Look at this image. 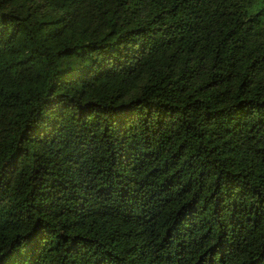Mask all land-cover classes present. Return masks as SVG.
Here are the masks:
<instances>
[{"label":"trees","instance_id":"trees-1","mask_svg":"<svg viewBox=\"0 0 264 264\" xmlns=\"http://www.w3.org/2000/svg\"><path fill=\"white\" fill-rule=\"evenodd\" d=\"M0 264H264V0H0Z\"/></svg>","mask_w":264,"mask_h":264}]
</instances>
